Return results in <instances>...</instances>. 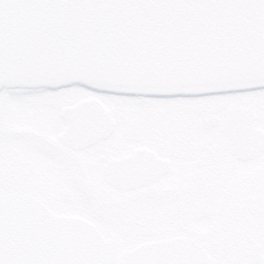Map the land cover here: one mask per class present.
<instances>
[{
    "label": "snow or ice",
    "instance_id": "1",
    "mask_svg": "<svg viewBox=\"0 0 264 264\" xmlns=\"http://www.w3.org/2000/svg\"><path fill=\"white\" fill-rule=\"evenodd\" d=\"M227 9L246 32L147 22ZM256 81L264 0H0V264H264Z\"/></svg>",
    "mask_w": 264,
    "mask_h": 264
},
{
    "label": "water",
    "instance_id": "2",
    "mask_svg": "<svg viewBox=\"0 0 264 264\" xmlns=\"http://www.w3.org/2000/svg\"><path fill=\"white\" fill-rule=\"evenodd\" d=\"M78 13H65L62 17H48L49 23H64L70 25L73 22V17H78ZM111 18V25L113 27H122L125 25L139 23L146 18L142 13L139 12H130L125 14L123 17L119 16L116 13L106 12L102 14H93L91 16L81 17L83 24H93L95 22H102L106 19ZM195 21L201 26H207L210 23L216 22L221 24H227L230 28L239 36L241 33H244L248 30L249 26L252 24V14L245 13L240 9H227L218 13H193L188 17H185L181 13H160L155 14L152 17L147 18V22L155 27L163 26H174L177 24L187 23ZM248 66H252V60L248 62ZM257 83H262L264 81H256ZM234 111L245 112L246 110L243 106H236ZM242 155H246L242 153ZM39 220L32 219L27 221V227L25 229V242L29 244L40 245L43 244V241H40L36 238L39 231Z\"/></svg>",
    "mask_w": 264,
    "mask_h": 264
}]
</instances>
